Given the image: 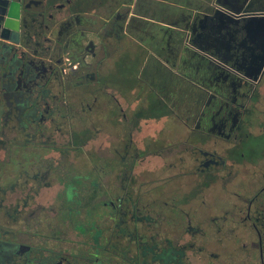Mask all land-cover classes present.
Returning a JSON list of instances; mask_svg holds the SVG:
<instances>
[{"label":"flooded vegetation","instance_id":"flooded-vegetation-1","mask_svg":"<svg viewBox=\"0 0 264 264\" xmlns=\"http://www.w3.org/2000/svg\"><path fill=\"white\" fill-rule=\"evenodd\" d=\"M185 12L172 0H10L0 15V264H164L162 250L168 264H190L194 242L158 239L161 218L184 217L158 198L177 167L183 188L218 185L226 194L213 224L235 242L216 246L236 252L200 260L264 264V0L247 20ZM130 33L142 49L122 52ZM175 76L198 93L190 103L168 92ZM128 83L144 97L125 104L110 93ZM105 90V162L82 171L76 140L101 128L81 114L92 117ZM142 107L149 118L136 129ZM182 229L205 234L188 220ZM198 250L206 256L203 244Z\"/></svg>","mask_w":264,"mask_h":264},{"label":"rangeland","instance_id":"rangeland-1","mask_svg":"<svg viewBox=\"0 0 264 264\" xmlns=\"http://www.w3.org/2000/svg\"><path fill=\"white\" fill-rule=\"evenodd\" d=\"M132 32V31H131ZM131 37H125L122 38L121 43L118 45V47L121 49L122 52H135L137 50L142 49V46H140V44L138 43L139 41V36L136 38L134 37L131 33H130ZM113 49H115V47H113ZM116 52L112 51L110 54L111 56H113ZM176 80V76L174 78V83H173V87L171 86V88H168V92L171 91V93H173V97L175 98V103L181 104L182 103V98L184 97L186 101H188L189 103L198 95V93L196 94L195 91H193V88L189 85H181L180 82H175ZM143 87L145 86L144 83L142 82ZM111 87L109 88L110 93L115 94L118 97V99H120V101L122 103L127 104L128 101L133 100L135 98H139V96L141 98H143V94L141 92L142 87L139 85V83L137 84H130L129 83L126 85L127 88L124 90H122L121 92H119L120 90L116 91V87L114 85H110ZM114 88V89H113ZM96 91L97 88L95 87ZM162 90V85H157L156 87V97L157 99L159 97H163V93L161 92ZM124 92V93H123ZM81 92H78V98H84L78 101L79 103H83V107H86V98L87 96L85 95L80 96ZM126 97V99L122 98ZM105 99L106 98V90H105V98H101L99 99L97 104H101L103 106H100V108H98L97 106H92L93 111L96 109V112L92 111L91 114H94L92 117H88V114H81V116L87 118V119H91L93 122H95L98 126V128H101L99 131V133L95 134L94 136L89 135L87 136H82L80 135L76 142L78 146H83L82 149H84V152L81 153L79 151L78 153V163L80 162H87L85 164V166L83 167L82 165H78V168L82 171H84L83 169L85 167H89L93 162H95L96 164H100L102 162H105V154L107 152V144H106V139H105ZM180 101V102H179ZM88 103V101H87ZM90 104V101H89ZM81 105L79 104L78 106V110H81ZM82 111V110H81ZM156 111H153V113H155ZM146 112L143 111V107H142V116L140 118H136L135 121H133V124H136V129H138L137 124H143L144 123V118H149L146 115H144ZM163 113V112H161ZM90 114V115H91ZM89 115V116H90ZM142 119V120H141ZM78 120H80V118H78ZM140 120V121H138ZM157 118H153L151 117L150 121V127L153 128L151 125H153L156 122ZM85 124L78 122L77 123V130L81 131V130H85V131H89V134H91V125L88 124V126H85ZM148 129H150L147 126ZM148 129L146 131H148ZM88 134V133H85ZM117 134L116 133V137H110V143L111 145L114 147V145L117 144ZM136 139V138H135ZM64 142V140H63ZM178 154H172L170 156L169 159H171L172 161L174 160L176 162V160L178 161ZM83 167V168H82ZM87 171V170H86ZM179 169L177 167V169H173V171H169L167 173V177L170 178V180L166 181L163 185H158V198H164V199H169L168 202L170 204H174L175 205V209H179L181 212L178 213H182L184 215V217H172L167 216L164 218H161L163 220H161V224L159 226L158 232H159V238L162 241H165L166 238L169 239H173L174 241H179V243L183 244L184 242L190 240L191 242L195 243V246H193V249L191 248V252L189 255L190 258V264H207V261L205 259L200 260V258H206V259H210V254L212 253H217L219 252L221 254L220 260L221 258H224L226 256H229L232 252H236L235 249H226L222 247V250H218V247L216 246L217 242L221 239H223V242L225 241V243L228 242H235V240L230 237L231 233H226L225 228L221 227V229H217L214 224H213V219L216 217L217 219L221 218V215H223V211L226 210V194L221 191L218 185L213 186V185H208L206 188L203 189V187L200 186H196L195 184H190L188 187H184V182L186 181V179L183 177V175H181L179 173ZM166 175H163L160 177V174L158 176V180L160 179L159 182L165 181ZM161 178H164V180L161 181ZM247 179H245L244 182H246ZM158 182V183H159ZM192 180L189 181V183H191ZM134 183L136 184V181H134ZM243 183V182H242ZM232 184H238L237 182H230L228 183L227 187L232 186ZM140 191L143 193L144 188L141 187ZM188 194V198L186 197V195ZM203 194L205 195V203H201L198 202L200 200H203ZM184 196V197H183ZM183 197V198H182ZM174 198V199H172ZM200 199V200H198ZM144 201H146L145 199H143ZM154 200V199H153ZM198 200V201H195ZM86 204H89L88 202H86ZM85 204V205H86ZM87 206V205H86ZM188 213L190 214V217L186 216L188 215ZM167 214L165 213V216ZM165 220H169V224H166ZM191 221V225L193 227H198L200 226L201 228H204V235H201L200 232H195L194 234H190L189 236H186L185 234H182V226H184L186 224V221ZM185 222V223H184ZM172 223V224H171ZM181 229V230H180ZM110 234H108L109 236ZM106 236V235H105ZM202 244L205 247V254L206 256L203 257L201 256L199 253H201V251L198 250V246L202 247ZM117 247H112L110 248L113 249L114 254L117 253ZM233 247H235L233 245ZM232 247V248H233ZM132 250L130 251L129 249V255H132V253L134 252L133 247H131ZM112 252V251H111ZM119 252V251H118ZM236 255V253L233 254V256ZM237 257H240V254L237 253ZM159 258L160 260L163 261L164 264H168L169 262H171L172 258H171V254L168 250H162L161 253L159 254ZM219 263V260L216 262ZM224 264V263H223Z\"/></svg>","mask_w":264,"mask_h":264},{"label":"water","instance_id":"water-1","mask_svg":"<svg viewBox=\"0 0 264 264\" xmlns=\"http://www.w3.org/2000/svg\"><path fill=\"white\" fill-rule=\"evenodd\" d=\"M262 0H227L226 3L220 0H215L212 7L211 15L208 13L202 16L209 19H224V20H235L241 18L240 20H247L251 17H242V14L247 13L248 9L253 7L255 3H259ZM234 3L238 8H234L230 5ZM10 14V0H0V15ZM250 13V12H249ZM16 13H14L15 15Z\"/></svg>","mask_w":264,"mask_h":264},{"label":"crops","instance_id":"crops-1","mask_svg":"<svg viewBox=\"0 0 264 264\" xmlns=\"http://www.w3.org/2000/svg\"><path fill=\"white\" fill-rule=\"evenodd\" d=\"M215 0H172L173 8L176 9H185V13H189L187 17L189 20H192V16H194L197 12H201L202 14L208 13L211 15L213 3Z\"/></svg>","mask_w":264,"mask_h":264}]
</instances>
